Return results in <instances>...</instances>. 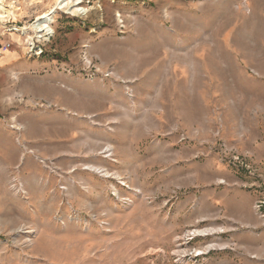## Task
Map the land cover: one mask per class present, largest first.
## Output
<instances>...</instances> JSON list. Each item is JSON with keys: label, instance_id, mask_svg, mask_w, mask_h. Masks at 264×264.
Segmentation results:
<instances>
[{"label": "rangeland", "instance_id": "1", "mask_svg": "<svg viewBox=\"0 0 264 264\" xmlns=\"http://www.w3.org/2000/svg\"><path fill=\"white\" fill-rule=\"evenodd\" d=\"M57 2L0 9V264H264V0Z\"/></svg>", "mask_w": 264, "mask_h": 264}, {"label": "bare ground", "instance_id": "2", "mask_svg": "<svg viewBox=\"0 0 264 264\" xmlns=\"http://www.w3.org/2000/svg\"><path fill=\"white\" fill-rule=\"evenodd\" d=\"M85 0H58V4L61 5V6H65V5H68L70 7V9L73 11V10H77V11H81V10H84L85 7L83 6V3H84ZM0 9L1 10H6V7H5V4L3 3V0H0ZM54 11V9H52ZM52 10L51 12H48V13H45V14H42L41 16L38 17L37 19V22H36V25H35V28L39 31V32H42V31H45V30H50L51 28V22H52ZM51 31V30H50ZM114 146L113 145H108L106 147V150L104 151L105 153L107 152H111L113 150ZM111 153H109L108 155L106 156H110ZM95 170H98L100 172H103L104 170L101 169V168H95ZM223 182V181H222ZM222 231V228H218V229H214V228H209V229H195V230H192L194 234H202V235H205V234H213L214 232L216 231ZM216 247H220V248H223L225 246L223 245H218V244H210L208 245V248L207 249H204V250H197L198 254H202L204 252H207L209 251L211 248H216Z\"/></svg>", "mask_w": 264, "mask_h": 264}]
</instances>
